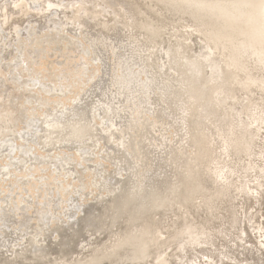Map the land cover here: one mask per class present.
I'll list each match as a JSON object with an SVG mask.
<instances>
[{
  "label": "bare ground",
  "instance_id": "6f19581e",
  "mask_svg": "<svg viewBox=\"0 0 264 264\" xmlns=\"http://www.w3.org/2000/svg\"><path fill=\"white\" fill-rule=\"evenodd\" d=\"M27 1H29V2L27 3ZM39 1L40 0H13L12 5L14 6V4H15V6L12 7V6H10L11 3H8V1L5 2L4 0H0V23L4 25V28L3 27L2 28L4 30H5V27L11 28L12 25H15L18 23L21 24V22L23 23L24 19H26L27 17L28 18L31 17V16H27V15H29L27 13H31V11H29V10L32 8H30V9L28 8L29 9L28 10L26 6L35 7L36 11L32 12L33 14L34 13H41V11H43V13H44L43 17H45L47 14L51 15L52 12L48 13V10H51V9L54 10V8H56L57 6H62L60 4H56L55 1H57L58 3H62V2H59L58 0H45V1L43 0V3L40 2L41 6L39 4ZM61 1H63V0H61ZM37 3L39 4V6L37 5ZM79 3H80L79 6L81 8L79 6H75V4L72 3V7H71L72 11H70V12H67L66 7H64L65 8L64 13H65L66 20L70 19L74 22L75 21L77 23L79 22L80 25L82 26V27H80L81 31L83 30L86 32V31L93 30L94 31L93 33L89 32L91 34V36L93 37V38L91 37V39H93V41H94L93 43H95V42L97 43L100 41L101 45L103 44L104 47H106L105 45L107 44V47H108V45H111L110 44L111 41H112V43L116 41L117 43H115V44L118 47L122 46V47H124V49H127V50L130 49V51L127 52L129 54H126L124 52L118 53V55H117L118 57H116V58H118V60H116L117 62H115L116 65L114 66V73L112 74L113 76L110 75V77H112V79L110 78L111 81L109 83L107 82V84L105 86L100 84L98 86V90L99 91L101 90V93L103 95H107L108 89H110L112 86L116 87L118 89L117 96H119L118 95L119 93H124L126 95L127 99L129 100L128 102L131 101L132 105L134 104L136 107V110L139 111L140 104L144 105V103H147L149 100H153V99H150V94L154 90L156 92V89H157L159 91L158 99H159V102H161V105H158V106L162 107V108L160 107V109H158L157 115L160 116V118L162 117L163 119H164V117H168V119H169L170 116L174 117L175 115H177V118L179 119V121L176 120V122H175V119H173L174 120L173 122L177 123V121H178V124H180V126H181V124H182V126H183V124L185 125V126H183L186 128L187 133H185V134L189 135V142H188L187 146H189V145L191 146L194 154L191 155V153H190V156L188 153L186 154V152L189 150L188 148H190V147L187 148L186 145L181 142L183 144L182 146L185 145L187 150L183 148L184 150L181 151L180 153H174L173 155L171 154L172 158L169 159L171 162L168 161V162H165V164H163L161 162L162 160L160 158L161 161L160 162L157 161V164H155V167L147 168L145 171H143L141 173L140 172L136 173L135 176L137 178L129 179L125 183L122 182L125 185L121 184L120 187H117L120 184H118L117 186H114L115 188L117 187L118 189L114 193L112 199L110 200L111 202H109V203L105 202L106 198H104L105 200L102 199L106 204H104V203L100 204L101 200L98 201L99 203H94L95 202L94 201L93 202L94 204L92 202L90 203L93 205H91V206L87 205L88 207L83 209L82 216L75 217L74 220H71L70 216H69V220H71V221L69 222L67 228L63 229L61 227L63 230L58 231V235H60V238H61L60 242L59 243L54 242V243H56V245H58V246H61L65 250L64 252L58 251L61 254L58 257H61L60 259H64V258L70 259V261L69 262L65 261V260H62L61 262L54 261L52 264H97V263L99 264L100 262H102L103 264H264V247H262L258 243V240H256L259 235L258 236L256 235L257 237L253 236L249 230V228H252V227H250L252 225L255 228L256 227H262L261 232H264V230H263L264 229L263 228L264 227V130H262V127H264V0H105L104 3H101V4L106 6V7L114 8L113 9L114 15L119 17V19L114 18L115 22L113 25L110 24V20H112V18L99 19L98 16L101 13V11L96 9V8L90 9V7L87 6L88 3L86 0H80ZM37 9L40 12H37L38 11ZM25 13H26L27 17L25 16ZM41 15L38 16V18L36 16L37 20H39V18H42ZM33 21H35V20H33ZM72 21H70V22L72 23ZM58 23H60V22H58ZM63 23H65V24L67 23L66 26L68 24H70L68 21H64ZM63 23H60V24H63ZM80 25L78 24L75 26H80ZM17 26H19V25H17ZM181 26H185V28L182 27V29H185V30L187 29L186 32L189 31V33H191L190 30L192 28L191 29L189 27L186 28V26H193L194 29L196 30L195 32L196 33L199 32L201 34L200 36L202 39H200V37H199V39L201 41L202 40L205 41L204 46L201 48H204L205 46H207V49H209V50H207L206 47H205V49L209 52L206 56L204 54H202L203 57L201 56L200 58L205 57L207 60H209L211 62V65H209V66L207 65L208 67H211L212 65H214V69H213L214 72L210 73V74H212L211 77L208 76L209 74L206 76L203 73L202 68L206 67V66H204L205 62L204 63L199 62V60L196 59L197 57L195 58L197 61L190 59V58H189L190 62H187L184 60L186 62V63H184V61L183 62L181 61V59H180L181 55L182 54L185 55V53H182L183 51L181 52V50H180L182 45L177 44L178 46L174 47L175 46V44H174L172 46V44L175 41H177V40H175L176 35H175V37L173 36L175 41L174 42L172 41L173 43L172 44L170 43L171 45L168 47H167V45L169 44V42L163 40L164 44H165V42L168 43L167 45H165L163 47H167L165 49H168L167 52L170 53V55H172L171 52L172 53L175 52L174 53L175 57L170 56V57H172L171 58L172 60L170 62L172 64H170V65H171V68L174 69V71H175V69L178 71L177 76H172V78H168V79L161 78L158 74L154 73V68L159 64V62H158V64L156 63L157 59L154 58V59H156V62H155L152 58L153 55L149 54L146 57H145V55H143L144 53L142 51L147 50L149 47H151L150 43L153 42L154 39H157L158 36L161 35L163 28L164 29L165 28L178 29L176 27H181ZM122 27H125V30H123ZM18 28H20V27H18ZM33 28L35 29V27H33ZM71 28H73V27H71ZM129 28H132L133 31L135 29V32L137 34H138V32H139V34L140 33L145 34L148 38V41L145 40L146 42H143L142 39L139 40V37H138L139 35L137 36L138 39H136L137 38V37H135L136 33H129V34L124 35L123 32ZM74 29H75V27H74ZM16 30H17V28H16ZM47 30H50V29H47ZM67 30H69V29H67ZM41 31H43V30L41 29ZM56 31H57V29H56ZM17 32L21 33V31H19V30ZM17 32L15 33L16 35H17ZM59 32H61V31L59 30ZM172 32H178V30H175ZM10 33H12V32H10ZM51 33H52V31H51ZM89 33H87V34H89ZM166 33H168V29H167ZM36 34L38 35V33H36ZM93 34H95V35H93ZM44 35L46 38L45 39L43 38V39L46 40L47 42L50 39L54 43H57L59 41L58 39H56L57 37L59 38L58 34L56 37L55 36H52V37L46 36L48 34H44ZM178 35L181 36L180 34H178ZM187 35H188V33H187ZM187 35H186V37H187ZM191 36L192 37H190V39L193 38V35H191ZM196 36H198V35H196ZM167 37H168V35H167ZM169 37H171V36L169 35ZM60 38H61L60 41L63 43V47L65 48V50L70 48L74 44L72 42V40H68L69 38H66L65 36H60ZM127 38L130 39V42L126 44L127 41H125V40ZM142 38H144V36H142ZM180 38H182V37H180ZM2 39H4V36ZM8 39H11V38L6 39L7 41H9V43H11L10 40H8ZM162 39H164V38L161 37V40ZM165 39H166V36H165ZM196 39L197 38H195V40ZM24 40H25V37H24ZM37 40H38V38H37ZM167 40H169V39L167 38ZM124 41H125V43H124ZM185 41L188 45L189 42H187V39H185ZM1 42H3V40H0V43ZM163 42L162 43L159 42V43L163 44ZM6 43L7 42H5V44ZM9 43H7V45ZM62 43H60V44H62ZM75 43H77V42H75ZM132 43H134V44H132ZM176 43H178V42H176ZM41 44H42V41L38 40L36 42V44H34V46L38 49V47ZM154 44H156V43H154ZM11 45H13V43ZM129 45H131L130 48L129 49L126 48ZM202 45L200 43V46H202ZM14 46H15V48H17L16 45H14ZM90 46H92V45H90ZM193 46H194V43H193ZM196 46H199V45L197 44ZM99 47L101 48V46H99ZM154 47L155 48L158 47V50H161V49H159V45L158 46L155 45ZM11 48H13V47H11ZM155 48H154V50H155ZM69 50H72V49H69ZM84 50L86 53H89V54L92 53L90 48H85ZM197 50H199V48ZM206 50H204V51L206 52ZM7 51H9V49ZM7 51H6V53H7ZM13 51H12V53H13ZM42 51H43V49H42ZM100 51H99V53L102 52V51L101 52ZM108 51L106 50L107 53H108ZM153 51H152V54H153ZM200 51H202V49L197 51V52L201 54L202 52H200ZM16 52H17V50H16ZM149 52H151V49ZM0 53H2V51ZM6 53L4 52V54H6ZM9 53H7V55ZM168 53H167V55H168ZM180 53H182V54H180ZM96 54H98V53L96 52ZM116 54H117V52H116ZM196 54L197 53H195V55ZM26 55H28V54H26ZM156 55H157V53H156ZM167 55L165 54L166 57H167ZM184 55H182V56L184 57ZM186 55L191 57L189 54H186ZM38 56H39V54H38ZM104 56H105V54H104ZM106 56H108V55H106ZM188 56H186V58H188ZM3 57H4V55H3ZM31 57H29V58H31ZM100 57L103 58V56H100ZM149 57H151L152 60H149L150 59ZM163 57H164V55H163ZM163 57H162V59H163ZM6 58H5V60H6ZM108 58H107V60H108ZM66 59H68V58H66ZM0 61H2V60H0ZM104 61H106V60H104ZM69 62L72 63V61H70V60H69ZM15 63H17V62H15ZM40 63H42V60ZM200 63L203 64V67H202V65H200ZM48 64H49V62H48ZM29 65H30V63H29ZM40 65H42V64H40ZM105 65H104V68H105ZM108 65H110V64H108ZM164 65L165 64H163V66ZM167 65H169V64H167ZM46 66H48V65L46 64ZM96 67H97V65H96ZM2 68H5V66H3ZM40 68H41V66H40ZM44 68H46V67H43V69ZM207 68H205V69H207ZM9 69H12L11 66L9 67ZM17 69H18V67H17ZM173 69H172V71H173ZM92 70H94V69L92 68ZM158 71H159V69H158ZM177 71H176V73H177ZM49 72H51V71H49ZM0 73H1V70H0ZM85 73H86V71H85ZM96 73H97V71H96ZM46 74H47V72H46ZM89 74H91V73H89ZM142 74L146 75L145 79H141ZM163 74H165V72H163ZM43 75H45V74H43ZM50 75H52V74H50ZM18 76H19V74H18ZM46 77H49V76L46 75ZM50 77H52V76H50ZM101 77L104 78L103 76H101ZM168 77H170V76H168ZM4 78H5V76H4ZM27 78H28V76H27ZM52 78H54V77H52ZM49 79H51V78H49ZM56 79H55V81H56ZM64 79H67V78H64ZM93 79H95V78L93 77ZM98 79H100V78H97V80ZM37 80H39V79H37ZM100 80H102V79H100ZM34 81L32 80V82H34ZM30 82H28V83H30ZM87 82H88V80H87ZM1 83H0V85H1ZM4 83H6V82H4ZM58 84H59V81H58ZM80 84H81V82H80ZM80 84H79V86H80ZM2 85H3V83H2ZM67 85H69V84H67ZM22 86H24V85H22ZM43 86H42L43 90L45 89L48 92H52L51 88L46 87L45 85H43ZM56 86L57 85L55 84V88H58ZM0 87H2V86H0ZM14 87H16V86H14ZM19 87H21V86H19ZM25 87H27V86H25ZM37 87L38 86L36 85V88ZM77 88L75 87V91ZM94 89H96V88H94ZM54 90H56V89H54ZM112 90H114V89L112 88ZM112 90H111V92H113ZM7 92H8V90H7ZM58 93H59V91H58ZM67 93H69V91ZM113 93H110V95ZM8 94H5V95H8ZM77 94H78V92H75L73 97H75ZM69 95H71V94H69ZM95 95H96V93L94 94V96ZM120 95L122 96V94H120ZM83 96H81V97H83ZM87 96H89V95H87ZM87 96H86V98H87ZM111 96H113V95H111ZM31 97L28 99L29 101H27L29 104H32L34 102V100H32ZM67 97H68V95H67ZM4 98L6 99L7 96H4ZM98 98H100V97H98ZM116 98L118 99V97H116ZM25 99H23V100H25ZM59 99L60 98L57 97L54 101L56 102ZM106 99H108V98H106ZM64 100H65V98H64ZM47 102H48V100L46 99V100H42L40 103L42 104V106H45ZM52 102H53V99H52ZM157 102H158V100H157ZM74 103H75V105L70 107V108L68 107L66 109L63 108V109L58 110V108H59L58 107L56 110L55 109H51V110L49 109L48 111L46 110V112L43 113V115H41V116L40 115L36 116L34 113H29V111L27 112V114H24V115L22 114L20 116L11 110H10V112H8V111H3L2 109H0V150H2V151L5 150L3 153L6 154L5 152L12 151L15 148V146L18 145V144L14 145L13 140L9 139V137H11L12 134L8 138L6 136V132L8 131V126L10 127V124H9L10 120L5 119V117L7 115H10L11 119H13L12 115H14V118H16V119H22L23 123H24V127L22 126L23 130H20V128H21V125H20V128L18 130V132L20 133L19 135H21V137H23V138L24 137L26 138L27 136H29V137L31 136L30 139L31 138L35 139L34 141H36V138L39 135L38 130L37 129L35 130V128H39L41 121H42V123H46V124L50 123L49 125H52V123H54L56 125L55 128H57V127L63 128L64 127V129H66V130L68 129V132L64 136L60 135L62 137L60 139L63 141H67V142H71V143H74V142L75 143L76 142H79V143L84 142L85 143L86 140L93 138L95 135L93 134V130H92V128H93L92 127V120H93L92 117L95 114V109L98 110V108L92 109V108H94L93 107L94 105L91 106L90 103L93 104V102H89V103L86 102L85 103V101H84V104H79L77 102H74ZM61 104H59V105L61 106ZM158 104H160V103H158ZM154 105L155 104H153V107L151 105L152 108L150 109V111L155 107ZM47 106H49V105H47ZM50 107L52 108V106H50ZM55 107H56V104H55ZM35 108H36V106H35ZM99 108L102 109V111L106 114L107 117H109V114L111 113L110 111H113V113H115L113 110V107H111V104H109V105L106 104L105 107L99 106ZM126 109H127V107H126ZM41 110H42V108H41ZM121 110H122V107H121ZM143 110H145V108ZM43 111H41V113ZM127 111H129V110L127 109ZM103 112H101V115ZM133 112H135V111H133ZM126 113H129V112H126ZM145 113H147V112H145ZM152 114H155V113L153 112ZM95 115H97V114H95ZM117 115H119V114L117 113ZM123 115H124V113H123ZM140 115H142V114H140ZM127 116L130 117V113ZM132 117L133 116L131 115V119H132ZM248 117L250 118V121L247 120ZM139 118H140V116H139ZM7 120H9V121H7ZM104 120H103V122H104ZM111 120H112V118H111ZM140 120H142V118ZM140 120H137V121H140ZM114 121H115V118H114ZM159 121H160V119H159ZM126 122H128V121H126ZM106 123H108V122H106ZM130 123H128V124H130ZM149 123H151V122L149 121ZM169 123H172V120ZM102 124L103 123H101L100 125H102ZM137 124H139V123H137ZM253 124H257L256 127H254ZM43 125L45 126V124H43ZM105 125H104V127H106ZM110 125H108V126H110ZM118 125H119V123H118ZM123 125L125 127V123ZM12 126L14 127L13 124H12ZM130 126L131 125H129V127ZM138 126H140V125H138ZM170 126H172V125H170ZM180 126H178V127H180ZM53 127L54 126H52V128ZM178 127L177 126L174 127V130L180 131L179 129H177ZM121 128H123V127L121 126ZM134 128H136V127H134ZM137 128L140 129L139 127H137ZM185 128L184 129L182 128L181 130H183V132H184ZM118 129L120 130V128H118ZM130 129H132V128L130 127L129 130ZM143 129H144V126H143ZM11 130H12V127H11ZM50 130H54V129H50ZM41 131H42V129H41ZM62 131H64V130H62ZM150 131L151 130H149L148 132H150ZM143 132L145 134L147 133L146 131H143ZM177 133H179V132H177ZM177 133L175 135L176 139H177V135H178ZM185 134H184V136H185ZM19 135H18V137H19ZM52 135H54V134H52ZM139 135H141V134H138V137H139ZM169 135H171V134H169ZM181 135L182 134H180L178 136H181ZM188 135H186V136H188ZM46 136H47V134L45 135V137ZM48 136H47V138H48ZM108 136H109V134H108ZM126 136H127V134H126ZM146 136H147V134H146ZM146 136L144 135V137H146ZM55 137H57V136H55ZM150 137H151V134L149 136V139H150ZM121 138H123V137H121ZM131 138H129V139H131ZM141 138H143L142 135H141ZM44 139H46V138H44ZM44 139H42V140H44ZM135 139L136 138L134 137V141H135ZM176 139H174V140H176ZM180 139H181V137H180ZM180 139L178 138V140H180ZM185 139H183V140H185ZM22 140L23 139L21 138V141ZM52 140H54V139H52ZM52 140L48 139V141H52ZM141 140H143V139H141ZM146 140H148L147 137H146L145 141ZM157 140H159L158 137H157ZM186 140H188V139H186ZM186 140L184 141V143L186 142ZM92 141H94V140H92ZM132 141L133 140H131V144L129 143V148H130V145H132ZM161 141H163V140H161ZM29 142H31V140ZM45 142H47V141H45ZM57 142H59V141H57ZM170 142H171V140H170ZM174 142H178V141H174ZM37 143H39V142L37 141ZM86 143H89V141H86ZM95 143H96V141H95ZM123 143H124V139H123L122 144ZM134 143L135 142H133V144ZM136 143H140L139 140ZM142 143L144 144V141H142ZM146 143H148V142H146ZM168 143H169V141L167 142V145H168ZM181 143H180V145H181ZM51 144H49V145H51ZM143 144H141V145H143ZM149 144H153V146H154V143H152V142ZM170 144H169V146H170ZM186 144H187V142H186ZM36 145H38V144H36ZM43 145L45 146V143ZM78 145L79 144H77L76 148H79ZM180 145H175V147L178 146L180 148ZM24 146L27 147V145H24ZM39 146H41V145H39ZM60 146H63V145H60ZM84 146H86V144ZM17 147L15 150L22 149V148H20L21 145L19 146L18 149H17ZM47 147L51 148L50 146H47ZM59 147L57 145V147H56L57 150ZM71 147H74V145L72 144ZM71 147L69 146V148H71ZM99 147H102V146H99ZM107 147H109V146H107ZM146 147H147V145H146ZM148 147H150V146L148 145ZM28 148L29 147H27V149ZM41 148H42V146H41ZM49 148H45V150L46 149L49 150ZM132 148L134 150L133 152H135V149H137L134 146H132ZM142 148L144 149V147H142ZM142 148H140V150H143ZM179 148H176L177 151ZM71 149L73 150L74 148H71ZM151 149H152V151H154L153 148H151ZM48 150H46V151H48ZM145 150L147 151V149H145ZM145 150L142 152H146ZM81 151H83V150L81 149ZM150 151H149V154H150ZM166 151L168 152L169 150L166 149ZM13 152H14V150H13ZM39 152H41V151H39ZM167 152H166L167 155L170 154L169 152L168 153ZM22 153H23V151H22ZM22 153H20V154H22ZM25 153H26V151L24 152V154ZM36 153H35V156H36ZM121 153L124 154L126 152L124 151V153L123 152H121ZM4 154L1 155L2 158H3ZM8 154L10 156V153H8ZM77 154H75V155H77ZM136 154L138 156L140 153L138 154L136 152ZM146 154L148 155V152ZM81 155H83V154H81ZM125 155H127V153ZM125 155H123V156H125ZM167 155L165 156V158L167 157ZM16 156H18V155H16ZM22 156H24V155L22 154ZM29 156H30V154H29ZM38 156H40V155L38 154ZM61 156H63V155L61 154ZM119 156H121V155H119ZM157 156H160V155H157ZM30 157H32V156H30ZM77 157H80V156H77ZM128 157L129 156H126L125 158H128ZM149 157L151 158V154ZM149 157H147V158H149ZM11 158H13V157H11ZM11 158L9 157L7 159L10 160ZM29 158L26 157V159H29ZM156 158L157 157H155L154 160ZM65 159H67V158H65ZM97 159H99V158H97ZM97 159H95V160H97ZM119 159L121 160V158H119ZM129 159L130 158H128V160L127 159L125 160V162L127 161L129 163L128 167L130 165ZM157 159L159 160V158H157ZM162 159H164V158H162ZM26 161H28V160H26ZM46 161L49 162V160H47V159H46ZM52 161H50V162H52ZM61 161H62V159H61ZM28 162H25V163H28ZM43 162H45V161H43ZM54 162H56V160H54ZM147 162L149 163V161H146V164H147ZM2 164L4 165L3 162H2ZM13 164H14V162H13ZM31 164H32V162H31ZM87 164L89 165L88 162H87ZM121 164H122V166L123 165L125 166V164H123V162ZM20 165H22V164L20 163ZM38 165H39V163H38ZM91 165L92 164H90V167H91ZM115 165H116V163H115ZM152 165H154V164H152ZM166 165H168V166L172 165V170L171 169L170 170L172 172H175L177 175L176 181L174 180L175 182L172 181V177L170 176L172 172L170 173V175L167 174L168 171L166 173V169H167ZM0 166H1V164H0ZM14 166L16 167L17 165L15 164ZM14 166L11 168L10 166L8 167V165H7V167L10 169H13ZM142 166H144V165H142ZM145 166H147V165H145ZM21 167H24V166H21ZM92 167H94V166H92ZM16 168H18V166ZM125 168H127V167H125ZM131 168H132V166H131ZM169 168H171V167H169ZM56 169H57V167H56ZM127 169H129V168H127ZM127 169H122V171H121V169L119 168L120 174H122L123 170H127ZM138 169H140V168H138ZM37 170H39V169H37ZM27 171H28V169H27ZM65 171H66V169H65ZM38 173H41V172H38ZM69 173H71V172H69ZM100 173H103V172H100ZM117 173H118V171H117ZM126 173H124V174H126ZM30 175H29V177H30ZM108 175H110V174H108ZM20 176H21V174H20ZM100 176H101V174H100ZM119 176H121V175H119ZM131 176L132 175H130L129 177H131ZM96 177H99V175ZM129 177L127 176V178H129ZM254 177H256L255 179H257V181L258 180L259 181L256 183H253L254 184L253 186H248V184L250 183L249 181L252 180ZM57 178H58V176H57ZM112 178L113 177H111V178L107 177V179L104 182V186H103L104 188L106 186V188L109 191L112 190L110 187L113 186V184H115V183L111 184V182L118 180V179H116L117 177H115V180H113ZM75 179H77V178H75ZM36 180H40V178L36 179ZM67 180H68V178H67ZM102 180H104V178H102ZM123 180H125V179H123ZM6 181H8V180H6ZM41 182H42V178H41ZM77 182H78V180H77ZM25 183H23V184H25ZM34 183H35V180H34ZM34 183L32 182V184H34ZM44 183H45V181H44ZM30 184H31V182H30ZM110 184H111V186H110ZM116 184H117V182H116ZM10 185L11 184H9V186ZM34 185H36V184H34ZM95 185H97V184L95 183ZM22 186H25V185H22ZM39 187H42V185L40 184ZM248 187L256 188L257 190H255V192L259 191V195L256 196L255 194H253L255 197L251 196V194H250L251 192L249 193ZM25 188H23V190ZM42 190H44V189H42ZM50 190L52 191V189H50ZM32 191L33 190H31V192ZM45 192H47V191H45ZM35 193L36 192H34V194ZM48 193L50 194V191ZM34 194H32V196ZM43 195H45V193ZM50 195H52V194H50ZM1 196H2V194H1ZM3 196L5 197V195H3ZM102 196H104V195H102ZM106 196H107V194H106ZM14 197H16V196H14ZM45 197H43L42 199H45ZM65 197H66V195H65ZM73 197H75V195ZM18 198H20V197H18ZM26 198H24V199H26ZM62 198H63V195H62ZM9 199H12V197ZM29 199L27 198V200L30 203ZM42 199H41V203H42ZM32 200H33V198H32ZM19 201L23 203L25 200L23 201V198H22ZM59 201L55 200L56 203ZM71 201L70 202L68 201L70 204L66 205L68 210L73 209V208H75L77 210H81L79 205L72 203ZM106 201H109V200H106ZM36 202L37 201H34V203H30V204L34 205ZM64 202H66V201H64ZM8 204H10V200H9ZM42 204H41V206H42ZM32 205H31V207H32ZM35 205H38V202ZM24 206H25V204H24ZM45 206H46V204L44 205V207ZM57 206H56V209H58ZM18 207H19V205H18ZM25 207H22V208L24 209ZM2 208L4 209V207H2ZM7 208H9V207H7ZM39 208H40V206H39ZM39 208L38 209L34 208V209L39 210ZM6 210L7 209L5 208V211ZM25 210H27V209H25ZM31 210H33V209H31ZM35 210L33 211V213L35 212ZM47 210H48V208H47ZM43 211L44 210H42L41 212L43 213ZM50 212H51V210L49 211V213ZM55 212H57V210ZM15 213H16V211H15ZM24 213H27V211ZM38 213H40V212H38ZM45 213H43V215H37L36 214L37 216H33V217H37V218H39L38 216H42V218L41 217L39 218V221L37 223L39 228H40V232H39V230H37L38 232H36V233H43L46 229L45 226L47 225L46 223H48V222H47V217H46ZM7 215L0 218L1 220H3V222L1 221L2 222L1 224H7L8 226L13 227L15 229H18L20 227H24L25 224L27 222H29V221L26 222V220H28V219H25L23 217L21 222L25 219V222H26L25 224H22L19 221L20 219L15 220V221H13L14 220L13 219L11 222L8 223V221H6V219H8V218H6ZM157 215H158V217H157ZM9 216H10V213H9ZM108 217L110 218L109 221L107 220ZM30 218H32V216H30ZM53 220H54V222H56L55 219H53ZM18 223L21 226H18ZM23 223H24V221H23ZM30 223H32V222H30ZM30 226H32V225H29V228H30ZM113 226L118 227V229L115 231L113 229V232H112L111 227H113ZM27 229H28V227H27ZM27 229H25L26 232L31 233L30 230L28 231ZM98 229H100L99 231H101V229H104V230L106 229L105 232L107 231V233L109 232L111 234L106 235L104 233L105 235L102 238H104L105 236L106 237L104 239L101 238L99 240H96L98 237L95 239V238L91 237L92 235L87 236V232L89 230L95 231ZM34 230H35V228H33L32 233L34 232ZM104 230H102V231H104ZM253 231H254V229H253ZM90 232H92V231H90ZM160 233H163V234L166 233V237L160 238V235H159ZM262 235L264 236V233ZM112 237L114 238V240H111V242H109V243L106 242V240H108V239L110 240ZM83 239H85V240L83 241ZM82 241H83V243H82ZM93 243H96L98 245L99 244L103 245L104 247L103 248L101 247L102 249H100L99 251H98V249H96L97 248L96 247L95 250H97V253H93V254L90 253V254L86 255V257H83V258H80L81 256L76 257L75 255H72L73 252L71 250L73 248L76 249V252L85 253V252H83L82 249L84 247L86 248L87 245L93 244ZM262 243L264 244V240H262ZM4 246L6 247L7 245L4 244ZM109 248H112V249L109 251L108 250ZM91 249H90V251H91ZM168 249H170V250H168ZM44 251H45V249L37 248L31 254L23 255L25 252V250L23 249L20 252V254H22V252H23L22 255L26 260H35L40 255H47L48 254ZM2 253H3V251H2ZM17 253H19V251H17ZM17 253H16V251L14 253V254H16L15 255L16 258L15 257L14 258L9 257V255H11V254H9L8 256L6 254L7 257L3 254L4 256L1 258L6 259V261H2V262H0V264H8V263L17 264L18 263V261L16 260V259H18ZM12 256H13V253H12ZM20 257H21V255H20ZM104 261H105V263H104ZM35 264H48V263H41L40 261H37Z\"/></svg>",
  "mask_w": 264,
  "mask_h": 264
},
{
  "label": "rangeland",
  "instance_id": "374dc122",
  "mask_svg": "<svg viewBox=\"0 0 264 264\" xmlns=\"http://www.w3.org/2000/svg\"><path fill=\"white\" fill-rule=\"evenodd\" d=\"M5 2H7L8 1V3H11V5L10 6H12V7H14L15 6V4H14V6L12 5V3H13V0H4ZM45 1V0H44ZM59 2H62V3H58L57 1H55L56 2V4H60V5H62V6H57L56 8H54V10H48V13H50V12H52L51 13V15H46L45 17H43V15H44V13H43V11H41V13H32V12H35L36 10H35V7H32V6H26L27 7V9L29 8H32V9H28L29 11H31V13H27V14H29V15H27V16H31V17H27L26 16V13H25V16L27 17L26 19H24V21H23V23L21 22V24H15V25H12L11 26V28L10 27H5V30L3 29L4 28V25L3 24H1L0 23V40H3V42H1L0 43V52L2 51V53H0V60H2V61H0V70H1V73H0V83L2 82L3 83V85H2V83H1V85L0 86H2V87H0V109H2L3 111H8V112H10V110L11 111H13V112H15V113H17L18 115H24V114H27V112L29 111V113H34L36 116H41V115H43V113H45L46 112V110L48 111L49 109L51 110V109H57L58 107V110L59 109H66V108H70V107H72V106H74L75 105V103L74 102H77V103H79V104H84V101H85V103L86 102H93V104L92 103H90L91 104V106H93L94 108H92V109H95V108H98V110H96L95 109V114H97V115H95L94 114V116L92 117L93 118V120H92V130H93V134L95 135L93 138H91V139H88V140H86V141H89V143H86V141H85V143L83 142V143H79V142H74V143H71V142H67V141H63V140H61L60 138H62L61 136H64L67 132H68V129L66 130V129H64V127L63 128H55V124L54 123H52V125H49L50 123H42V121L40 122L41 124L39 125V128H35V130L37 129L38 130V134L40 135H38V137L36 138V141H34L35 139H30V137L29 136H27L26 138L24 137H21V135H19L20 133L18 132V130H19V128H20V125H21V128H20V130H23V127H24V123H23V120L22 119H16V118H14V115H12V117H13V119H11V116L10 115H7L6 117H5V119H9V120H7V121H9V124H10V127L8 126V131L6 132V136H7V138L9 137V136H11V134H12V136L11 137H9V139H12L13 140V143H14V145H16V144H18V145H16L15 146V148L13 149L14 150V152H13V150L12 151H7V152H5L6 154H4L3 152L5 151V150H0V157H1V155L2 154H4L3 155V158L1 157L0 158V164H1V166H0V171L3 173H1L0 172V200L2 201H0V218H2L3 216H5V215H7L6 216V218H8V219H6V221H8V223L9 222H11L13 219V221H15V220H19L20 222H21V220L23 219V217L25 218V219H28V220H26V222L27 221H29V222H25V219L23 220L24 221V223H23V221L21 222L22 224H25V226L24 227H20V228H18V229H15V228H13V227H10V226H8L7 224H1L2 222H3V220H1L0 219V262H2V261H6V259H2L1 257H3L4 255L6 256V254H7V256L9 255V254H11V255H9V257H11V258H16V254H14L15 253V251H16V253H17V251H19V253H17V258L18 259H16L17 261H18V263L17 264H35L37 261H40L41 263H48V264H52L54 261H57V262H61L62 260H65V261H70V259H60L61 257H58V256H60L61 254L58 252V251H60V252H64L65 250L61 247V246H58V245H56V243L58 242H60V240H61V238H60V235H58V231L60 230V231H62L63 229H66L67 228V226H68V224H69V222L71 221V220H74V218L75 217H80V216H82V212H83V209H85V208H87L88 206H91V205H93L94 203H99L98 201H100V204H102V203H104V204H106L105 202H107V203H109V202H111L110 200L112 199V197H113V195H114V193L117 191V187H120L121 186V184L122 185H125V184H123L122 182H127V180H129V179H135V178H137L136 176H135V174L136 173H138V172H143V171H145L147 168H151V167H155V164H157V161H161L163 164H165V162H168V161H170L169 159L170 158H172V155L174 154V153H180L181 151H183L184 149H186V147L188 148V147H190V148H188L189 150V152L187 151H185L186 152V154L188 153L189 154V156H190V153H191V155H193L194 154V152H193V149L191 148V146L189 145V146H187L188 145V142H189V135L188 134H185V133H187L186 132V128L185 127H183V126H185L184 124H183V126H182V124H181V126H180V124H178V121H179V119L177 118V115H175L174 117H172V116H170L169 117V119H168V117H164V119L161 117L160 118V116H158L157 115V112H158V109H160V107L161 106H158V105H161V102H159V99H158V97H159V91L156 89V92H155V90L154 91H152L151 92V94H150V99H153V100H149L147 103H144V105L143 104H140V106H139V111L138 110H136V107H135V105L133 104L132 105V102L130 103V102H128L129 100L127 99V97H126V95L124 94V93H119L118 95L119 96H117V93H118V89L116 88V87H114V86H112L110 89H108V96L107 95H103L102 93H101V90L99 91L98 90V86L100 85V84H102V85H106L107 84V82L109 83L111 80H110V78L112 79V77H110V75L111 76H113L112 74L114 73V66L116 65V63L115 62H117L116 60H118V58H116V57H118L117 55H118V53L119 52H124V53H126V54H129V53H127V52H129L130 51V46L131 45H129L128 47H126V48H128L129 50H127V49H124V47H118L115 43H117L116 41L115 42H113L112 43V41H111V45H108V47H107V44L105 45L106 47H104V45L102 44L101 45V42L99 41V42H95V43H93L94 41H93V39H91V34L90 33H93L94 31L93 30H91V31H81L80 30V27H82L81 25H80V23L78 22H74V21H72V20H70V21H72V23L69 21V20H66V17H65V13H64V10H65V8L64 7H66V11L67 12H70V11H72V3H74L75 4V6H79V1L80 0H63V1H61V0H58ZM87 1V6L88 7H90V9H92V8H96V9H98V10H100L101 11V13L99 14V16H98V18L99 19H109V18H112V20H110V24L111 25H113L114 24V22H115V20H114V18H117V19H119V17L118 16H115L114 15V11H113V9L114 8H112V7H106V6H104V5H102L101 3H104V1L105 0H86ZM29 1H27V3H28ZM40 2L41 3H43V0H40L39 1V4H40ZM39 4L37 3V5L39 6ZM35 6V5H34ZM40 6H41V4H40ZM80 7V6H79ZM81 8V7H80ZM34 10V11H33ZM38 10V9H37ZM13 11V10H12ZM14 12V11H13ZM37 12H40L39 10L37 11ZM36 14V15H35ZM42 14V15H41ZM41 15V17L42 18H39V20H37V18H38V16H40ZM24 16V17H25ZM36 16H37V18H36ZM36 18V19H35ZM65 19V20H64ZM33 20H35V21H33ZM39 21V22H38ZM64 21H68L70 24H68L67 26H66V24L65 23H63ZM58 22H60V23H63V24H60V23H58ZM34 23V24H33ZM58 23V24H57ZM80 25V26H75V25ZM3 25V26H2ZM17 25H19V26H17ZM24 26V27H23ZM32 26V27H31ZM49 26V27H48ZM58 26V27H57ZM3 27V28H2ZM18 27H20V28H18ZM33 27H35V29L33 28ZM38 27V28H37ZM57 27V28H56ZM71 27H73V28H71ZM74 27H75V29H74ZM182 27L183 28H185V26H181V27H176V28H178V29H175V28H163V30H162V33H161V37H163L164 39H162L161 40V37L160 36H158V38L157 39H154V41L153 42H151L150 43V46L151 47H149L147 50H143L142 52L144 53H142L143 55H145V57L147 56V55H149V54H151V55H153L152 56V58H153V60L156 62V59H157V64H158V62H159V64L157 65L156 63V67L154 68V73H156V74H158L161 78H165V79H168V78H172V76H177V74H178V71L175 69V71H174V69L173 68H171V65L170 64H172V63H170L171 62V58L172 57H175V55H174V53L175 52H171V54L172 55H170V53H168L167 52V50L168 49H165V48H167L168 46H170L175 40H177V41H175L173 44H172V46L175 44V46L174 47H176V46H178V45H182L181 46V52L182 53H185V55L184 54H182V53H180V54H182V55H184V57L181 55V57H180V59H181V61L183 62L184 60L185 61H187V62H190L189 61V58L190 59H193V60H196V59H198L199 60V62H205L204 64V66H206V67H203V64L202 63H200V65H202V69H203V73L207 76L208 74V76H212V74H210L211 72L213 73L214 72V65H212L211 67H208L209 65H211V62L209 61V60H207L205 57L204 58H200L201 56L203 57V55L202 54H204L205 56L208 54V52L209 51H207V50H209V49H207V46H205L206 47V49H205V47L204 48H201V47H203L204 46V43H205V41L204 40H200V39H202L201 38V34L199 33V32H195L196 30L194 29V27L193 26H186V28L187 27H189L188 29L190 30V32L191 33H189V31L188 32H186V30L185 29H182ZM3 30H2V29ZM16 28H17V30H16ZM22 28V29H21ZM26 28V29H25ZM50 29V30H47V29ZM180 28V29H179ZM16 31H15V30ZM21 29V30H20ZM37 29V30H36ZM41 29L43 30V31H41ZM46 29V30H45ZM53 29V30H52ZM56 29H57V31H56ZM67 29H69V30H67ZM122 29L123 30H125V27H122ZM167 29H168V33H166L167 32ZM183 31H182V30ZM21 31V33H19V32H17V31ZM45 30V31H44ZM55 30V31H54ZM59 30L61 31V32H59ZM65 30V31H64ZM175 31V30H178V32H172V31ZM181 30V31H180ZM8 33H7V32ZM12 32V33H10V32ZM39 31V32H38ZM51 31H52V33H51ZM196 33H194V32ZM17 32V35L19 36H17L15 33ZM44 32V33H43ZM46 32V33H45ZM90 32V33H89ZM164 32V33H163ZM181 32V33H180ZM4 33V34H3ZM36 33H38V35L36 34ZM87 33H89V34H87ZM129 33H136L135 32V29H134V31H133V29L132 28H129V29H127L126 31H124L123 32V34L125 35V34H129ZM186 33V34H185ZM187 33H188V35H187ZM8 36H7V35ZM14 34V35H13ZM24 34V35H23ZM44 34H48V35H46V36H50V37H52V36H57V34L59 35V38L57 37L56 39H58L59 41L61 40V38H60V36H65L66 38H69L68 40H72V42L74 43L70 48H68V49H66L65 50V48L63 47V43L60 41H58L57 43H54V42H52L51 41V39L47 42L46 40H44L46 37H45V35ZM142 33H140L139 34V32H138V34L136 33V36L135 37H137L138 35V37H139V40H141L142 39V41L143 42H146V41H148V38H147V36L145 35V34H142ZM178 34H180L181 36H179ZM190 34V35H189ZM4 36V39H2L3 38V36ZM6 35V36H5ZM23 35V36H22ZM35 35V36H34ZM81 35V36H80ZM83 35V36H82ZM93 35H95V34H93ZM167 35H168V37H167ZM169 35L171 36V37H169ZM175 35H176V37H175ZM186 35H187V37H186ZM191 35H193V38H191L190 39V37H192ZM196 35H198V36H196ZM14 38H13V37ZM38 36V37H37ZM71 36V37H70ZM78 36V37H77ZM141 36V37H140ZM142 36H144V38H142ZM165 36H166V39H165ZM173 36L175 37V40H174V38H173ZM178 36V37H177ZM189 36V37H188ZM2 37V38H1ZM11 38V39H8V40H10V42L11 43H9V41H7L6 39L7 38ZM24 37H25V40H24ZM41 39H40V38ZM138 37L136 38V39H138ZM180 37H182V38H180ZM184 37V38H183ZM199 37H200V39H199ZM37 38H38V40H40V41H42V44L38 47V49L34 46V44H36V42L38 41L37 40ZM44 38V39H43ZM72 38V39H71ZM93 38V37H92ZM167 38L169 39V40H167ZM195 38H197L196 40H195ZM13 39V40H12ZM15 39V40H14ZM20 39V40H19ZM24 41H23V40ZM95 39V38H94ZM171 39V40H170ZM182 39V40H181ZM185 39H187V42H189L188 43V45H187V43H186V41H185ZM5 40V41H4ZM12 40V41H11ZM146 40V41H145ZM163 40L164 41H167V42H169V44L167 43V42H165V44H164V42H163ZM181 40V41H180ZM184 40V41H183ZM190 40V41H189ZM195 40V41H194ZM18 43H17V42ZM27 41V42H26ZM92 41V42H91ZM125 41H127L126 42V44L127 43H129L130 42V39L129 38H127ZM125 41H124V43H125ZM173 41V42H172ZM197 41V42H196ZM5 42H7V43H9L10 45L13 43V45H7V43L5 44ZM75 42H77V43H75ZM158 42V43H157ZM159 42H163V44H161V43H159ZM176 42H178V43H176ZM180 42V43H179ZM196 42V43H195ZM26 43V44H25ZM49 43V44H48ZM60 43H62V44H60ZM154 43H156V44H154ZM171 43V44H170ZM182 43V44H181ZM193 43H194V46H193ZM200 43H201V45L202 46H200ZM52 44V45H51ZM97 44V45H96ZM132 44H134V43H132ZM154 44V45H153ZM168 44V45H167ZM178 44V45H177ZM184 44V45H183ZM199 45V46H196V45ZM14 45H16V47L17 48H15V46ZM90 45H92V46H90ZM155 45H159V49H161V50H158V47H154ZM165 45H167V47H163V46H165ZM187 45V46H186ZM190 45V46H189ZM206 45V44H205ZM5 48H4V47ZM99 46H101V48L99 47ZM103 46V47H102ZM162 46V47H161ZM11 47H13V48H11ZM46 47V48H45ZM161 47V48H160ZM184 47V48H183ZM195 47V48H194ZM15 48V49H14ZM48 48V49H47ZM64 48V49H63ZM85 48H90L91 49V51H92V53L91 54H89V53H86L85 52ZM99 48V49H98ZM154 48H155V50H154ZM164 50H163V49ZM183 48V49H182ZM199 48V50H201L202 49V51H200V52H202L201 54L200 53H198L197 51H199V50H197ZM5 49V50H4ZM9 49V51H7V50ZM42 49H43V51H42ZM69 49H72V50H69ZM74 49V50H73ZM108 51L109 49V51H108V53L106 52V50ZM122 49V50H121ZM150 49H151V52H149L150 51ZM206 50V52L204 51V50ZM4 50V51H3ZM14 50V51H13ZM16 50H17V52H16ZM64 50V51H63ZM102 52H101V51ZM105 52H104V51ZM118 50V51H117ZM154 50V51H153ZM158 52H157V51ZM166 50V51H165ZM189 50V51H188ZM6 51H7V53H9L8 55H7V53H6ZM12 51H13V53H12ZM41 51V52H40ZM66 51V52H65ZM99 51L101 52V53H99ZM152 51H153V54H152ZM188 51V52H187ZM204 51V52H203ZM4 52L6 53V54H4ZM37 52V53H36ZM48 52V53H47ZM96 52L98 53V54H96ZM115 52V53H114ZM116 52H117V54H116ZM168 53V55H167V53ZM191 52V53H190ZM193 52V53H192ZM42 53V54H41ZM156 53H157V55H156ZM160 53V54H159ZM164 55V57H163V55ZM195 53H197L196 55H195ZM2 54V55H1ZM26 54H28V55H26ZM38 54H39V56H38ZM66 54V55H65ZM68 54V55H67ZM101 54V55H100ZM104 54H105V56H104ZM165 54L167 55V57L165 56ZM179 54V55H180ZM186 54H189L191 57H189L188 55H186ZM199 54V55H198ZM3 55H4V57H3ZM63 55V56H62ZM106 55H108V56H106ZM112 55V56H111ZM162 55V56H161ZM8 56V57H7ZM18 56V57H17ZM33 58H32V57ZM41 56V57H40ZM43 56V57H42ZM45 56V57H44ZM48 56V57H47ZM68 56V57H67ZM100 56H103V58L102 57H100ZM111 56V57H110ZM157 56V57H156ZM159 56V57H158ZM170 56H172V57H170ZM186 56H188V58H186ZM7 57V58H6ZM29 57H31V58H29ZM109 57V58H108ZM162 57H163V59H162ZM170 59H169V58ZM184 59H183V58ZM197 57V58H196ZM199 57V58H198ZM2 58V59H1ZM4 58V59H3ZM5 58H6V60H5ZM30 60H29V59ZM44 58V59H43ZM66 58H68V59H66ZM74 58V59H73ZM106 58V59H105ZM107 58H108V60H107ZM115 58V59H114ZM150 59L149 60H152V58L151 57H149ZM154 58H156V59H154ZM161 58V59H160ZM196 58V59H195ZM13 61H12V60ZM16 59V60H15ZM20 59V60H19ZM49 59V60H48ZM101 59V60H100ZM103 59V60H102ZM160 59V60H159ZM168 59V60H167ZM183 59V60H182ZM202 59V60H201ZM204 59V60H203ZM206 59V60H205ZM11 60V61H10ZM27 62H26V61ZM32 60V61H31ZM41 60H42V63H40L41 62ZM48 60V61H47ZM69 60L70 61H72V63L71 62H69ZM104 60H106V61H104ZM165 60V61H164ZM192 60V61H193ZM161 61V62H160ZM163 61V62H162ZM167 61V62H166ZM184 61V63H186ZM197 61V60H196ZM14 62V63H13ZM15 62H17V63H15ZM48 62H49V64H48ZM69 62V63H68ZM102 62V63H101ZM112 62V63H111ZM207 62V63H206ZM29 63H30V65H29ZM45 63V64H44ZM114 63V64H113ZM40 64H42V65H40ZM46 64L48 65V66H46ZM106 64V65H105ZM108 64H110V65H108ZM112 64V65H111ZM163 64H165L164 66H163ZM167 64H169V65H167ZM199 64V63H198ZM22 65V66H21ZM41 66V68H40V66ZM85 65V66H84ZM96 65H97V67H96ZM104 65H105V68H104ZM160 65V66H159ZM208 65V66H207ZM3 66H5V68H2ZM11 66V68L12 69H9V67ZM14 66V67H13ZM84 66V67H83ZM170 66V67H169ZM7 67V68H6ZM17 67H18V69H17ZM20 67V68H19ZM43 67H46V68H44L43 69ZM113 69H112V68ZM164 67V68H163ZM169 67V68H168ZM208 67V68H207ZM92 68L94 69V70H92ZM97 68V69H96ZM205 68H207V69H205ZM14 69V70H13ZM41 69V70H40ZM96 69V70H95ZM103 69V70H102ZM158 69H159V71H158ZM165 69V70H164ZM168 69V70H167ZM172 69H173V71H172ZM17 70V71H16ZM54 70V71H53ZM91 70V71H90ZM102 70V71H101ZM42 71V72H41ZM49 71H51V72H49ZM85 71H86V73H85ZM95 71V72H94ZM96 71H97V73H96ZM169 71V72H168ZM176 71H177V73H176ZM44 72V73H43ZM46 72H47V74H46ZM163 72H165V74H163ZM174 74H172V73ZM88 73V74H87ZM89 73H91V74H89ZM168 73V74H167ZM18 74H19V76H18ZM43 74H45V75H43ZM50 74H52V75H50ZM101 74V75H100ZM12 75V76H11ZM46 75L47 76H49V77H46ZM99 75V76H98ZM204 75V76H205ZM4 76H5V78H4ZM27 76H28V78H27ZM44 76V77H43ZM50 76H52V77H54V78H52V77H50ZM101 76H103L104 78H102ZM142 77H141V79H145L146 77V75H144V74H142L141 75ZM164 76V77H163ZM168 76H170V77H168ZM19 77V78H18ZM57 79H56V78ZM90 77V78H89ZM93 77L95 78V79H93ZM10 78V79H9ZM16 78V79H15ZM23 78V79H22ZM27 78V79H26ZM30 78V79H29ZM34 78V79H33ZM49 78H51V79H49ZM64 78H67V79H64ZM86 78V79H85ZM88 78V79H87ZM97 78H100V79H102V80H100V79H98L97 80ZM5 79V80H4ZM23 81H22V80ZM37 79H39V80H37ZM55 79H56V81H55ZM84 79V80H83ZM93 79V80H92ZM18 80V81H17ZM20 80V81H19ZM27 82H26V81ZM32 80L34 81V82H32ZM37 80V81H36ZM52 80V81H51ZM66 80V81H65ZM83 80V81H82ZM87 80H88V82H87ZM97 80V81H96ZM31 81V82H30ZM39 81V82H38ZM58 81H59V84H58ZM91 81V82H90ZM95 81V82H94ZM4 82H6V83H4ZM18 82V83H17ZM21 82V83H20ZM28 82H30V83H28ZM57 85L56 87H58V88H55V84ZM68 82V83H67ZM80 82H81V84H80ZM84 82V83H83ZM102 82V83H101ZM104 82V83H103ZM87 83V84H86ZM99 83V84H98ZM17 84V85H16ZM65 84V85H64ZM67 84H69V85H67ZM79 84H80V86H79ZM85 84V85H84ZM22 85H24V86H22ZM36 85L38 86L37 88H36ZM43 85H45L46 87H49V88H51V90H52V92H48V91H46L45 89L43 90V88H42V86ZM67 85V86H66ZM96 85V86H95ZM14 86H16V87H14ZM19 86H21V87H19ZM25 86H27V87H25ZM30 86V87H29ZM33 86V87H32ZM69 86V87H68ZM91 86V87H90ZM44 87V86H43ZM54 87V88H53ZM75 87L77 88L76 89V91H75ZM81 88V89H80ZM91 88V89H90ZM94 88H96V89H94ZM112 88L114 89V90H112ZM26 89V90H25ZM54 89H56V90H54ZM58 89V90H57ZM61 89V90H60ZM80 89V90H79ZM7 90H8V92H7ZM55 92H54V91ZM111 90L115 93H113V92H111ZM37 91V92H36ZM58 91H59V93H58ZM61 91V92H60ZM64 91V92H63ZM69 91V93H67ZM87 91V92H86ZM7 92V93H6ZM63 92V93H62ZM75 92H78V94L75 96V97H73V95H74V93ZM86 92V93H85ZM9 93V94H8ZM90 93V94H89ZM93 93V94H92ZM96 93V95L94 96V94ZM110 93H113V94H111V95H113V96H111L110 95ZM5 94H8V95H5ZM31 94V95H30ZM69 94H71V95H69ZM86 94V95H85ZM120 94H122V96L120 95ZM28 95V96H27ZM44 95V96H43ZM67 95H68V97H67ZM79 95V96H78ZM84 95V96H83ZM87 95H89V96H87ZM102 95V96H101ZM4 96H7V98L5 99L4 98ZM32 96V97H31ZM49 96V97H48ZM81 96H83V97H81ZM86 96H87V98H86ZM106 96V97H105ZM32 98V100H34V102L32 103V104H29L27 101H29L28 99L29 98ZM34 97V98H33ZM60 98L58 101H54L56 98ZM65 98V100H64V98ZM70 97V98H69ZM92 97V98H91ZM98 97H100V98H98ZM116 97H118V99L116 98ZM152 97V98H151ZM5 100H4V99ZM26 98V99H25ZM40 98V99H39ZM89 98V99H88ZM106 98H108V99H106ZM114 100H113V99ZM116 98V99H115ZM23 99H25V100H23ZM48 100V102L46 103V105L45 106H42V104L40 103L42 100ZM52 99H53V102H52ZM73 99V100H72ZM86 99V100H85ZM105 99V100H104ZM127 99V100H126ZM37 100V101H36ZM64 100V101H63ZM75 100V101H74ZM78 100V101H77ZM99 100V101H98ZM104 100V101H103ZM108 102H107V101ZM117 100V101H116ZM121 100V101H120ZM124 100V101H123ZM157 100H158V102H157ZM24 101V102H23ZM73 101V102H72ZM80 101V102H79ZM152 101V102H151ZM27 102V103H26ZM51 102V103H50ZM97 102V103H96ZM99 102V103H98ZM104 102V103H103ZM120 102V103H119ZM41 105H40V104ZM62 103V104H61ZM101 103V104H100ZM128 103V104H127ZM158 103H160V104H158ZM55 104H56V107H55ZM59 104H61V106L59 105ZM106 104L107 105H109V104H111V107H113V110H114V112L115 113H113V111H110L111 113L109 114V117H107L106 116V114L102 111V109L101 108H99V106L100 107H105L106 106ZM114 104V105H113ZM131 104V105H130ZM153 104H155L154 106L156 107H154L151 111H150V109L153 107ZM3 105V106H2ZM47 105H49V106H47ZM129 105V106H128ZM150 105V106H149ZM151 105H152V107H151ZM158 107H157V106ZM32 106V107H31ZM35 106H36V108H35ZM48 108H47V107ZM50 106H52V108L50 107ZM97 106V107H96ZM118 106V107H117ZM132 106V107H131ZM28 107V108H27ZM121 107H122V110H121ZM125 107V108H124ZM126 107H127V109L129 110V111H127V109H126ZM135 107V108H134ZM145 108V110H143L144 108ZM149 107V108H148ZM41 108H42V110H41ZM47 108V109H46ZM124 108V109H123ZM162 108V107H161ZM31 109V110H30ZM133 109V110H132ZM148 109V110H147ZM156 109V110H155ZM44 110V111H43ZM125 110V111H124ZM41 111H43L42 113H41ZM133 111H135V112H133ZM101 112H103L102 113V115H101ZM120 115H117V113ZM124 113V115H123V113ZM126 112H129L130 113V117L129 116H127V115H129V113H126ZM145 112H147V113H145ZM155 113V114H152V113ZM100 113V114H99ZM113 113V114H112ZM133 113V114H132ZM140 114H142V115H140ZM152 114V115H151ZM131 115L134 117H132V119H131ZM144 115V116H143ZM146 115V116H145ZM9 116V117H8ZM106 116V117H105ZM128 118H127V117ZM139 116H140V118H139ZM156 116V117H155ZM19 117V116H18ZM104 117V118H103ZM115 118V121H114V118ZM117 117V118H116ZM126 117V118H125ZM43 118V117H42ZM95 118V119H94ZM111 118H112V120H111ZM122 118V119H121ZM136 118V119H135ZM142 118V120H140ZM146 118V119H145ZM160 119V121H159V119ZM167 118V119H166ZM105 119V120H104ZM110 119V120H109ZM173 119H175V122H176V120H178L177 121V123H175V122H173L174 120ZM12 120V121H11ZM41 120V119H40ZM103 120H104V122H103ZM107 120V121H106ZM137 120H140V121H137ZM171 120H172V123H169V122H171ZM247 120L248 121H250V118L248 117L247 118ZM120 121V122H119ZM126 121H128V122H126ZM135 123H134V122ZM142 121V122H141ZM149 121L151 122V123H149ZM169 121V122H168ZM14 125V127L12 126V124ZM97 122V123H96ZM106 122H108V123H106ZM110 122V123H109ZM131 122V123H130ZM21 123V124H20ZM101 123H103L102 125H100ZM118 123H119V125H118ZM125 123V127H124V124ZM128 123H130V124H128ZM137 123H139V124H137ZM143 123V124H142ZM180 123V122H179ZM43 124H45V126L43 125ZM54 124V125H53ZM98 124V125H97ZM106 124V125H105ZM110 125V126H108V125ZM122 124V125H121ZM135 124V125H134ZM43 125V126H42ZM100 125V126H99ZM104 125L106 126V127H104ZM118 125V126H117ZM129 125H131L130 127L132 128V129H130L129 130ZM138 125H140V126H138ZM150 125V126H149ZM170 125H172V126H170ZM256 125L257 124H253V126L254 127H256ZM23 126V127H22ZM52 126H54L53 128H52ZM121 126L123 127V128H121ZM143 126H144V129H143ZM178 127V126H180V127H178L177 129H179L180 131H177V130H174V127ZM11 127H12V130H11ZM46 127V128H45ZM96 127V128H95ZM102 127V128H101ZM108 127V128H107ZM112 127V128H111ZM117 127V128H116ZM127 127V128H126ZM134 127H139L140 129H136V128H134ZM106 130H105V129ZM114 128V129H113ZM118 128H120V130L118 129ZM148 128V129H147ZM184 129L185 128V131L183 132V130H181V129ZM14 129V130H13ZM41 129H42V131H41ZM50 129H54V130H50ZM56 129V130H55ZM60 129V130H59ZM113 129V130H112ZM123 129V130H122ZM125 129V130H124ZM128 129V130H127ZM176 129V128H175ZM62 130H64V131H62ZM149 130H151L150 132H148ZM171 130V131H170ZM262 130H264V127H262ZM41 131V132H40ZM52 131V132H51ZM55 131V132H54ZM58 131V132H57ZM103 131V132H102ZM105 131V132H104ZM143 131H146L147 133V136H146V134L143 132ZM183 133H182V132ZM43 132V133H42ZM101 132V133H100ZM107 132V133H106ZM109 132V133H108ZM118 132V133H117ZM141 132V133H140ZM177 132H179V133H177ZM45 133V134H44ZM49 133V134H48ZM104 133V134H103ZM120 133V134H119ZM130 133V134H129ZM137 135H136V134ZM149 133V134H148ZM175 133V134H174ZM176 133L178 134V135H180V134H182L181 136H178L177 135V139H176V137H175V135H176ZM47 134V136H48V138H47V136L45 137V135ZM52 134H54V135H52ZM56 134V135H55ZM108 134H109V136H108ZM117 134V135H116ZM126 134H127V136H126ZM134 134V135H133ZM138 134H141L142 135V137L143 138H141V135H139V137H138ZM150 134H151V137H150V139H149V136H150ZM169 134H171V135H169ZM184 134H185V136H184ZM18 135H19V137H18ZM44 135V136H43ZM52 137H51V136ZM61 135V136H60ZM113 135V136H112ZM116 135V136H115ZM136 135V136H135ZM144 135L147 137V139L148 140H146L145 141V139H146V137H144ZM161 135V136H160ZM186 135H188V136H186ZM14 136V137H13ZM55 136H57V137H55ZM108 136V137H107ZM119 136V137H118ZM154 136V137H153ZM184 136V137H183ZM42 137V138H41ZM50 137V138H49ZM59 137V138H58ZM111 137V138H110ZM116 137V138H115ZM121 137H123V138H121ZM132 137V138H131ZM134 137L136 138L135 139V141H134ZM157 137L159 138V140H157ZM169 137V138H168ZM180 137H181V139H180ZM187 137V138H186ZM16 138V139H15ZM21 138L23 139L22 141H21ZM44 138H46V139H44ZM54 139V140H52V139ZM110 138V139H109ZM129 138H131V139H129ZM178 138L180 139V140H178ZM188 139V140H186V142H187V144H186V142L184 143V141L185 140H183V139ZM42 139H44V140H42ZM48 139H50V140H52V141H48ZM60 139V140H59ZM123 139H124V143L122 144V142H123ZM141 139H143V140H141ZM174 139H176V140H174ZM21 142H19V141ZM31 140V142H29V141ZM59 141V142H57V141ZM92 140H94V141H92ZM107 140V141H106ZM131 140H133L132 141V145H130V148H129V143L131 144ZM138 140H139V142L140 143H136V142H138ZM141 140V141H140ZM161 140H163V141H161ZM170 140H171V142H170ZM183 140V141H182ZM15 141V142H14ZM27 141V142H26ZM34 141V142H33ZM37 141L40 143H37ZM45 141H47V142H45ZM95 141H96V143H95ZM142 141H144V144L142 143ZM154 143V146H153V144H149V143ZM169 141V143H168V145H167V142ZM174 141H178V142H174ZM18 142V143H17ZM34 144H33V143ZM36 142V143H35ZM49 142V143H48ZM52 144H51V143ZM107 142V143H106ZM109 142V143H108ZM128 142V143H127ZM133 142H135L134 144H133ZM146 142H148V143H146ZM159 142V143H158ZM164 142V143H163ZM174 144H173V143ZM182 142L183 144H185L186 145V147H185V145L184 146H182L183 144L181 143V145H180V143ZM24 145H27V147H29L28 149H27V147L26 146H24ZM45 143V146L43 145ZM57 143V144H56ZM60 145H63V146H60ZM64 143V144H63ZM171 143V144H170ZM177 143V144H176ZM36 144H38V145H36ZM49 144H51V145H49ZM69 144V145H68ZM72 144L74 145V147H71L72 146ZM77 144H79L78 146H79V148H76L77 147ZM86 144V146H84V145ZM108 144V145H107ZM126 144V145H125ZM141 144H143V145H141ZM169 144H170V146H169ZM21 145V147L20 148H22V149H19V150H15L16 149V147H17V149L19 148V146ZM39 145H41L42 146V148H41V146H39ZM57 145H58V150H57ZM65 145V146H64ZM109 146V147H107V146ZM122 145V146H121ZM146 145H147V147H146ZM148 145L150 146V147H148ZM175 145H180V148L178 147V146H176L175 147ZM31 146V147H30ZM36 146V147H35ZM44 146V147H43ZM47 146H50L51 148H49V147H47ZM69 146L71 147V148H74L73 150L71 149V148H69ZM99 146H102V147H99ZM128 146V147H127ZM132 146H134V147H136L137 149H135V152H133L134 150H133V148H132ZM144 147V149L142 148V147ZM165 146V147H164ZM169 146V147H168ZM174 146V147H173ZM182 146V147H181ZM41 149H40V148ZM54 149H53V148ZM142 148L143 150H140V148ZM26 150H25V149ZM31 148V149H30ZM45 148H49V150L48 149H46V150H48V151H46L45 150ZM85 152H83V151H81V149ZM93 148V149H92ZM115 148V149H114ZM119 148V149H118ZM151 148H153V150L155 151H152V149ZM176 148H179L178 149V151H177V149ZM184 148V149H183ZM45 151H44V150ZM53 149V150H52ZM78 149V150H77ZM102 149V150H101ZM121 149V150H120ZM145 149H147V151L145 150ZM166 149L167 150H169L168 152L170 153V154H166ZM182 149V150H181ZM34 150V151H33ZM51 150V151H50ZM72 150V151H71ZM77 150V151H76ZM80 150V151H79ZM116 150V151H115ZM146 151V152H142V151ZM152 152H151V151ZM187 150V149H186ZM21 151V152H20ZM22 151H23V153H22ZM26 151V155L24 154V152ZM29 153H28V152ZM32 151V152H31ZM39 151H41V152H39ZM50 151V152H49ZM53 151V152H52ZM57 151V152H56ZM68 151V152H67ZM94 151V152H93ZM99 151V152H98ZM103 151V152H102ZM108 151V152H107ZM115 151V152H114ZM124 151L127 153V155H125L126 153H124ZM149 151H150V154H151V158L149 157L150 156V154H149ZM176 151V152H175ZM37 152V153H36ZM63 152V153H62ZM82 152V153H81ZM90 152V153H89ZM121 152H123L124 154H122ZM136 152L139 154L138 156H137V154H136ZM148 152V155L146 154ZM154 152V153H153ZM160 152V153H159ZM167 152V153H168ZM173 152V153H172ZM8 153H10V156H9V154ZM19 153V154H18ZM20 153H22L24 156H22V154H20ZM32 153V154H31ZM35 153H36V156H35ZM43 153V154H42ZM78 153V154H77ZM153 153V154H152ZM12 154V155H11ZM15 154V155H14ZM29 154H30V156H32V157H30L29 156ZM34 154V155H33ZM38 154L40 155V156H38ZM57 154V155H56ZM61 154L63 155V156H61ZM66 154V155H65ZM75 154H77V155H75ZM81 154H83V155H81ZM110 154V155H109ZM116 154V155H115ZM156 154V155H155ZM172 154V155H171ZM16 155H18V156H16ZM44 155V156H43ZM51 155V156H50ZM53 155V156H52ZM68 155V156H67ZM101 155V156H100ZM107 155V156H106ZM113 155V156H112ZM119 155H121V156H119ZM123 155H125V156H123ZM136 155V156H135ZM144 155V156H143ZM154 155V156H153ZM157 155H160V156H157ZM167 155V157L165 158V156ZM11 158V157H13V158H11L10 160L9 159H7V158H9V157ZM77 156H80V157H77ZM109 156V157H108ZM111 156V157H110ZM126 156H129L128 158H130L129 159V162H130V165H129V167H128V162L126 161L125 162V160L127 159L128 160V158H125ZM153 156V157H152ZM16 157V158H15ZM23 157V158H22ZM25 157V158H24ZM26 157L27 158H29V159H26ZM34 157V158H33ZM49 159H48V158ZM69 157V158H68ZM99 158V159H97V158ZM116 157V158H115ZM139 157V158H138ZM147 157H149V158H147ZM155 157H157V158H159V160L156 158L155 160H154V158ZM32 158V159H31ZM47 160H49V162L48 161H46V159ZM54 158V159H53ZM65 158H67V159H65ZM90 158V159H89ZM105 158V159H104ZM119 158H121V160L119 159ZM160 158H161V160H160ZM162 158H164V159H162ZM39 159V160H38ZM61 159H62V161H61ZM78 159V160H77ZM95 159H97V160H95ZM101 159V160H100ZM107 159V160H106ZM149 159V160H148ZM17 160V161H16ZM26 160H30L29 162L28 161H26ZM32 160V161H31ZM38 160V161H37ZM45 161V162H43V161ZM53 160V161H52ZM54 160H56V162H54ZM68 160V161H67ZM71 160V161H70ZM91 160V161H90ZM117 162H116V161ZM149 161V163L147 162V164H146V161ZM14 162V164H13V162ZM16 161V162H15ZM19 161V162H18ZM34 161V162H33ZM50 161H52V162H50ZM120 161V162H119ZM155 161V162H154ZM2 162L4 163V165L2 164ZM9 162V163H8ZM25 162H28V163H25ZM31 162H32V164H31ZM64 162V163H63ZM87 162L89 163V165L87 164ZM103 162V163H102ZM123 162V164H125V166L123 165L122 166V163ZM171 162V161H170ZM20 163L22 164V165H20ZM38 163H39V165H38ZM43 163V164H42ZM58 165H56V164ZM68 163V164H67ZM70 163V164H69ZM85 163V164H84ZM100 163V164H99ZM102 163V164H101ZM115 163H116V165H115ZM127 163V164H126ZM17 165L18 166V168H16L14 165ZM51 164V165H50ZM90 164H92L91 165V167H90ZM99 164V165H98ZM120 166H119V165ZM152 164H154V165H152ZM167 164V163H166ZM7 165H8V167L10 166L11 168L14 166V168L13 169H10V168H8L7 167ZM55 165V166H54ZM99 167H98V166ZM142 165H144V166H142ZM145 165H147V166H145ZM152 165V166H151ZM21 166H24V167H21ZM34 166V167H33ZM40 166V167H39ZM67 168H66V167ZM92 166H94V167H92ZM118 166V167H117ZM122 166V167H121ZM131 166H132V168H131ZM167 167V169H166V173H167V171H168V173L167 174H169L170 175V173L172 172L171 170H172V165L171 166H168V165H166ZM5 167V168H4ZM7 167V168H6ZM21 167V168H20ZM45 167V168H44ZM56 167H57V169H56ZM85 167V168H84ZM97 167V168H96ZM102 167V168H101ZM125 167H127V168H129V169H127V168H125ZM169 167H171V168H169ZM119 168L121 169V171H122V169H127V170H123V172H122V174H120V170H119ZM138 168H140V169H138ZM18 169V170H17ZM27 169H28V171H27ZM37 169H39V170H37ZM65 169H66V171H65ZM68 169V170H67ZM86 169V170H85ZM118 169V170H117ZM136 169V170H135ZM144 169V170H143ZM169 169V170H168ZM171 169V170H170ZM41 170V171H40ZM70 170V171H69ZM73 172H72V171ZM85 170V171H84ZM104 170V171H103ZM110 170V171H109ZM116 170V171H115ZM138 170V171H137ZM10 171V172H9ZM117 171H118V173H117ZM128 173H126V172ZM134 171V172H133ZM38 172H41V173H38ZM69 172H71V173H69ZM92 172V173H91ZM100 172H103V173H100ZM106 172V173H105ZM6 173V174H5ZM73 173V174H72ZM117 173V174H116ZM124 173H126V174H124ZM131 173V174H130ZM173 173V174H172ZM171 173V177H172V181L173 182H175L176 181V179H177V175H176V173L175 172H172ZM175 173V174H174ZM20 174H21V176H20ZM31 174V175H30ZM71 174V175H70ZM97 174V175H96ZM100 174H101V176H100ZM108 174H110V175H108ZM121 175V176H119V175ZM132 175L131 177H129L130 175ZM23 175V176H22ZM28 175V176H27ZM29 175H30V177H29ZM99 175V177H96V176H98ZM173 175V176H172ZM53 176V177H52ZM57 176H58V178H57ZM64 176V177H63ZM113 177L112 179L113 180H115V177H117L116 179H118V180H115L114 182H111V184H113V183H115L116 184V182H117V184L115 185V184H113V186H111V184H110V188L112 189L111 191H109L107 188H106V186H105V188L103 187L104 186V182H105V180L107 179V177L108 178H111V177ZM115 176V177H114ZM123 176V177H122ZM127 176L129 177V178H127ZM7 177V178H6ZM9 178V179H8ZM19 178V179H18ZM40 178V180H36V179H39ZM41 178H42V182H41ZM53 178V179H52ZM67 178H68V180H67ZM74 178V179H73ZM75 178H77V179H75ZM99 178V179H98ZM102 178H104V180H102ZM120 178V179H119ZM174 178V179H173ZM256 177H254L252 180H250L249 182L251 183H247L248 184V186H253L254 184L253 183H256V182H258L257 181V179H255ZM44 179V180H43ZM46 179V180H45ZM51 181H50V180ZM56 179V180H55ZM123 179H125V180H123ZM6 180H8V181H6ZM32 180V181H31ZM34 180H35V183H34ZM54 180V181H53ZM74 180V181H73ZM77 180H78V182H77ZM101 180V181H100ZM175 180V181H174ZM26 183H25V182ZM31 182V184H30V182ZM44 181H45V183L47 184H45L44 183ZM49 181V182H48ZM64 181V182H63ZM76 181V182H75ZM96 181V182H95ZM8 182V183H7ZM32 182L34 183V184H36V185H34V184H32ZM41 182V183H40ZM55 182V183H54ZM69 182V183H68ZM75 184H74V183ZM101 182V183H100ZM120 182V183H119ZM23 183H25V184H23ZM50 183V184H49ZM64 183V184H63ZM72 183V184H71ZM94 183V184H93ZM95 183L97 184V185H95ZM9 184H11L10 186H9ZM38 184V185H37ZM40 184L42 185V187H39L40 186ZM45 184V185H44ZM49 184V185H48ZM70 184V185H69ZM77 184V185H76ZM118 184H120V185H118ZM20 185V186H19ZM22 185H25V186H22ZM28 185V186H27ZM31 185V186H30ZM44 185V186H43ZM63 185V186H62ZM118 185V186H117ZM35 186V187H34ZM48 186V187H47ZM114 186H117L116 188L114 187ZM26 187V188H25ZM28 187V188H27ZM45 187V188H44ZM101 187V188H100ZM9 188V189H8ZM17 188V189H16ZM22 188V189H21ZM23 188H25L24 190H23ZM33 188V189H32ZM37 188V189H36ZM52 189V191L49 189ZM42 189H44V190H42ZM104 189V190H103ZM107 189V190H106ZM16 190V191H15ZM23 190V191H22ZM31 190H33L32 192H31ZM248 190H249V193L251 194V196H253V197H255L253 194H255L256 196H258L259 195V191H256L255 192V190H257L256 188H253V187H248ZM21 191V192H20ZM29 191V192H28ZM45 191H47V192H45ZM50 191V194H52V195H50L48 192ZM66 191V192H65ZM101 191V192H100ZM109 191V192H108ZM4 192V193H3ZM34 192H36L35 194H34ZM57 192V193H56ZM45 193V195H43ZM112 193V194H111ZM1 194H2V196H1ZM18 194V195H17ZM21 194V195H20ZM32 194H34L33 196H32ZM56 194V195H55ZM88 194V195H87ZM90 194V195H89ZM106 194H107V196H106ZM3 195H5V197L3 196ZM8 195V196H7ZM31 197H30V196ZM38 197H37V196ZM42 195V196H41ZM62 195H63V198H62ZM65 195H66V197H65ZM75 195V197H73ZM102 195H104V196H102ZM111 195V196H110ZM10 196V197H9ZM14 196H18V197H20V198H16V197H14ZM29 196V197H28ZM46 196V197H45ZM69 196V197H68ZM79 196V197H78ZM87 196V197H86ZM90 196V197H89ZM12 197V199H9V198H11ZM30 200V203H34V201H37L38 202V205H32V204H30L29 203V201L27 200V198ZM43 197H45V199H42ZM53 197V198H52ZM101 197V198H100ZM23 198V203L22 202H20L19 200L20 199H22ZM24 198H26V199H24ZM32 198H33V200H32ZM58 198V199H57ZM104 198H106V200H109V201H106ZM108 198V199H107ZM35 199V200H34ZM39 201H38V200ZM41 199H42V203H41ZM61 199V200H60ZM65 199V200H64ZM68 199V200H67ZM81 199V200H80ZM99 199V200H98ZM105 200V202L103 201V200ZM9 200H10V204H8L9 203ZM27 200V201H26ZM45 200V201H44ZM55 200L57 201H59V202H55ZM72 200V201H71ZM75 200V201H74ZM8 203H7V202ZM16 201V202H15ZM64 201H66V202H64ZM71 201L72 203H75V204H77V205H79V207L81 208V210H77V209H75V208H73V209H70V210H68L67 209V207H66V205L68 204H70L69 202ZM74 201V202H73ZM78 201V202H77ZM95 201V202H94ZM18 202V203H17ZM27 202V203H26ZM40 202V203H39ZM45 202V203H44ZM55 202V203H54ZM93 203V204H90V203ZM14 203V204H13ZM53 203V204H52ZM24 204H25V206H24ZM40 204V205H39ZM41 204H42V206L44 207V205L46 204V206L43 208L42 206H41ZM58 206H57V205ZM65 204V205H64ZM18 205H19V207H18ZM31 205H32V207H31ZM52 205V206H51ZM88 205V206H87ZM25 207L24 209L22 208V207ZM30 206V207H29ZM39 206H40V208H39ZM51 206V207H50ZM56 206H57V208L58 209H56ZM86 206V207H85ZM2 207H4V209L2 208ZM7 207H9V208H7ZM36 208V209H38L39 208V210H35L34 208ZM38 207V208H37ZM53 207V208H52ZM5 208L7 209L6 211H5ZM19 208V209H18ZM22 208V209H21ZM47 208H48V210L50 211L51 210V212L49 213V211L47 210ZM57 210V212H55L56 210ZM65 208V209H64ZM11 209V210H10ZM25 209H27V210H25ZM30 209V210H29ZM31 209H33V210H31ZM10 210V211H9ZM18 210V211H17ZM24 212H26L27 211V213H24ZM35 210V212L33 213V211ZM42 210H44L43 211V213H45V215H46V217H47V222L48 223H46L47 225L45 226V231L43 232V233H36V232H38L37 230H39V232H40V228H39V226H38V221H39V218L41 217L42 218V216H38L39 218H37V217H33V216H37V215H43V213L41 212ZM46 210V211H45ZM53 210V211H52ZM14 211V212H13ZM15 211H16V213H15ZM37 211V212H36ZM48 211V212H47ZM38 212H40V213H38ZM9 213H10V216H9ZM19 213V214H18ZM23 215H22V214ZM21 214V215H20ZM31 214V215H30ZM37 214V215H36ZM59 214V215H58ZM20 215V216H19ZM30 216H32V218H30ZM69 216H70V219L71 220H69ZM157 217H158V215H157ZM34 218V219H33ZM31 219V220H30ZM38 219V220H37ZM53 219H55L56 220V222H54V220ZM123 219V218H122ZM36 220V221H35ZM108 221L110 220V218L108 217V219H107ZM2 221V222H1ZM123 221V220H122ZM19 222V223H20ZM30 222H32V223H30ZM124 222V221H123ZM18 223V226H21L20 224ZM42 223V222H41ZM12 224V223H11ZM29 225H32V226H30V228H29ZM257 225V224H256ZM27 227H28V229H27ZM60 227V228H59ZM63 229H62V228ZM114 227V228H113ZM113 227H111V230H112V232H113V229H114V231L115 230H117L118 229V227H116V226H113ZM250 227H252V228H249V230H250V232H251V234L253 235V236H256L257 237V239L256 240H258V243L262 246V247H264V244L262 243V240H264V236L262 235L264 232H261V230H262V227H254V226H250ZM33 228H35V230H34V232L32 233V231H33ZM264 228V227H263ZM25 229H27L28 231L30 230V232L31 233H27L26 232V230ZM32 229V230H31ZM253 229H254V231H253ZM100 229H98V230H95V231H93V230H89L88 232H87V236H91V237H93V238H97L96 240H99V239H101L105 234L106 235H110L111 233H107V231L105 232V230L104 229H101V231H99ZM102 230H104V231H102ZM264 230V229H263ZM90 231H92V232H90ZM97 231V232H96ZM256 232V233H255ZM89 233V234H88ZM96 233V234H95ZM105 233V234H104ZM100 235V236H99ZM160 235V238H164V237H166V233H160L159 234ZM162 236V237H161ZM106 237V236H105ZM104 237V238H105ZM104 238H102V239H104ZM6 240V241H5ZM85 239H83V241H84ZM111 240H114V238L112 237L110 240L108 239V240H106V242H111ZM83 241H82V243H83ZM54 242H56V243H54ZM5 245H7L6 247L4 246V244ZM2 244V245H1ZM26 246V247H25ZM100 246V247H99ZM9 247V248H8ZM28 247V248H27ZM97 247V248H96ZM104 247L103 245H98V244H96V243H93V244H89V245H87L86 246V248L84 247L82 250H83V252H85V253H82V252H76V249H72L71 251L73 252L72 253V255H75L76 257H80V258H83V257H86V255H88V254H90V253H97V250H95V248L96 249H98V251L100 250V249H102V248ZM3 248V249H2ZM37 248H42V249H45V251L44 252H46V253H48L47 255H40L37 259H35V260H26L24 257H23V255H25V254H31L34 250H36ZM92 248V249H91ZM5 249V250H4ZM21 249V250H20ZM25 250V252H24V254H23V252H22V254H20V252L22 251V250ZM90 249H91V251H90ZM112 248H109L108 250L110 251ZM87 250V251H86ZM89 250V251H88ZM93 250V251H92ZM168 250H170V249H168ZM2 251H3V253H2ZM9 251V252H8ZM43 252V253H44ZM12 253H13V256H12ZM4 254V255H3ZM80 254V255H79ZM20 255H21V257H20ZM6 256V257H7ZM21 258V259H20ZM20 259V260H19ZM58 259V260H57ZM10 262V261H9ZM101 264H103L102 262H100ZM99 263V264H100ZM104 263H105V261H104ZM8 264H12V263H8ZM98 264V263H97Z\"/></svg>",
  "mask_w": 264,
  "mask_h": 264
}]
</instances>
